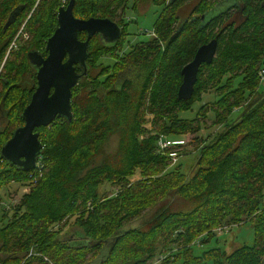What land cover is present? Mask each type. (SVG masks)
I'll return each mask as SVG.
<instances>
[{
	"label": "trees",
	"instance_id": "1",
	"mask_svg": "<svg viewBox=\"0 0 264 264\" xmlns=\"http://www.w3.org/2000/svg\"><path fill=\"white\" fill-rule=\"evenodd\" d=\"M188 1L152 0L161 10L150 37L133 44L121 17L129 0H76L77 17L110 18L123 33L116 42L92 38L87 74L73 88V117L35 129L44 148L27 171L2 157L1 148L24 124L37 83L28 52L47 53L58 9L68 0H0V191L29 186L9 210L2 206L0 262L49 264L48 257L54 264H91L88 253L106 248L99 264H152L157 257L160 264H264V0H232L215 16L209 13L224 0H198L182 18ZM18 33L19 47L5 60ZM214 38L215 58L201 65L193 96L179 99L182 68ZM210 91L216 97L196 117L180 116ZM235 108L242 113L229 123ZM210 109L226 128L199 146L191 174L181 163L170 167V150L161 152L158 140L199 133ZM114 135L117 148L107 151ZM171 191L192 208L165 206L145 229L124 228ZM249 219L253 245L195 253L198 243L215 239L218 226ZM68 225L72 233L61 237Z\"/></svg>",
	"mask_w": 264,
	"mask_h": 264
},
{
	"label": "water",
	"instance_id": "2",
	"mask_svg": "<svg viewBox=\"0 0 264 264\" xmlns=\"http://www.w3.org/2000/svg\"><path fill=\"white\" fill-rule=\"evenodd\" d=\"M75 3L76 0H70L59 7L58 25L46 42L47 55L38 50L28 52L30 62L37 68V83L29 104L22 112L24 124L14 130L1 148L2 157L27 171L36 167L38 155L44 148L40 133L35 129L48 126L58 116L68 120L73 117V88L87 74L91 38L98 34L109 42H116L123 33V27L110 18L77 17L74 14ZM20 10L16 8L10 14L5 28L15 21ZM80 32L87 33L86 39L79 38ZM217 51L216 38L197 49L193 59L182 68L179 99L188 100L193 96L201 65L212 63ZM77 65L81 72L77 71Z\"/></svg>",
	"mask_w": 264,
	"mask_h": 264
},
{
	"label": "rangeland",
	"instance_id": "3",
	"mask_svg": "<svg viewBox=\"0 0 264 264\" xmlns=\"http://www.w3.org/2000/svg\"><path fill=\"white\" fill-rule=\"evenodd\" d=\"M197 1L198 0H190L185 5L182 6L180 11L182 14L181 15L182 18L187 16V14L190 12L193 5L197 3ZM232 2H233L232 0H228L225 1L224 3H221L215 9L211 10L209 15L210 16L218 15V13L225 10L228 7V5L232 4ZM160 10L161 7L155 5L152 2V0H129L126 10L121 16L125 22H129L127 29L130 34L127 37V39H130L131 42H133L134 44L137 40H142L144 38L150 37L153 23L157 18ZM24 26L25 24L23 25V27ZM23 27L21 28V30L23 29ZM19 33L17 34L18 37H19ZM18 37H17V44H19ZM101 61H105V62L108 61V63L110 64H112L113 62L110 58H105V57L102 58ZM216 95L217 94L214 91L204 93L203 101H197L191 110L181 111L180 116L189 119L196 117V114L200 106L204 102L212 103ZM241 113H242L241 109L235 108L234 113L229 118V123H232L233 121H236V119H239ZM225 128L226 126L224 123L215 122V111L210 109L208 114L205 115L204 117V126L202 125L201 131L196 134L188 133L183 136V138L186 140V143L180 146V148L173 149V151L180 153L178 156L180 157L178 163L182 164L183 169L187 175L191 174L192 171L195 170L196 168V161L199 155V154L197 155V153L199 152L198 151L199 146L203 142L211 141L218 133L223 131ZM117 144H118V136L114 135L106 144L107 151H115V149L117 148ZM137 177L138 174L135 175L134 178ZM28 189L29 187L27 186H22L16 183H12L10 186H6L0 191V218L2 216L3 209L7 208V210H9L14 204H17V202H19V199L22 195V192H26ZM101 190L104 191L106 189L104 188ZM113 190L115 191V187L113 188ZM114 191L107 190L108 193ZM165 206H167V208L171 211H183V212L188 211L192 208L190 202L186 201L183 197L171 191L169 196L164 198L162 201L158 202L152 208H149L147 211L143 213L142 216L132 220L131 222L126 223L124 228L139 227L141 229H145L149 225L151 219L154 218ZM71 226L68 225L66 227L65 231L61 234V237H66V236L68 237L72 233L70 230ZM214 231L216 234L215 239L211 240L210 242L204 243L203 245L198 243L195 247V253L199 254L201 251L206 250L210 247H222L223 249L226 250L227 253H231L237 247L243 245H253L255 243V236H256L255 223L250 219L248 221L245 222L243 221L240 223L232 222L230 223V225L224 224L222 226H218L217 228H215ZM76 237L77 236L75 234L72 235L73 239ZM31 253L29 252V255ZM106 255H107V249L103 248L99 254L93 255L92 252H89L87 256L91 264H99L102 261V259H105ZM160 258L161 257L155 258L153 262H157L156 264H160ZM48 262L49 264H51L52 261L50 260Z\"/></svg>",
	"mask_w": 264,
	"mask_h": 264
},
{
	"label": "built area",
	"instance_id": "4",
	"mask_svg": "<svg viewBox=\"0 0 264 264\" xmlns=\"http://www.w3.org/2000/svg\"><path fill=\"white\" fill-rule=\"evenodd\" d=\"M63 2L66 3V0H63ZM17 37H18V35L11 42V44L8 48L6 57L9 55V53L12 49H15V47L17 45ZM259 74H260L262 81L264 82V68H262L259 71ZM185 143H186L185 139H171V138L161 137L158 140L157 145H158V148L161 152H163L165 150H170V159H169L170 160V162H169L170 167L176 165L179 162V158H180V157H178L180 153L173 151V149L180 148V146L184 145ZM27 187H29V186H27ZM26 192H22V193H26ZM14 203H16V202H14ZM45 260L49 261L48 257H45ZM0 264H3V263L0 262ZM51 264H53V263L51 262ZM152 264H156V262H153Z\"/></svg>",
	"mask_w": 264,
	"mask_h": 264
},
{
	"label": "flooded vegetation",
	"instance_id": "5",
	"mask_svg": "<svg viewBox=\"0 0 264 264\" xmlns=\"http://www.w3.org/2000/svg\"><path fill=\"white\" fill-rule=\"evenodd\" d=\"M69 1H70V0H68V2H67L66 4H68ZM198 2H199V1H197V3H198ZM224 2H225V0L223 1V3H224ZM66 4H63V5H66ZM63 5H62V6H63ZM5 25H6V23H5ZM22 30H23V29H22ZM22 30H21V31H22ZM80 33H81V32H80ZM80 33H79V34H80ZM86 35H87V33H86ZM96 35H97V34H96ZM86 37H87V36H86ZM93 37H95V35H94ZM93 37H92V38H93ZM79 38H80V36H79ZM92 38H91V40H90V43H91V41H92ZM80 39H81V38H80ZM18 47H19V44H17L16 47H15V49H13V50H14V51L17 50ZM13 50L10 51L9 55L5 58V60H6L8 57H11V56H12V51H13ZM38 51H39V50H38ZM45 55H47V53H46ZM36 74H37V68H36ZM36 78H37V77H36Z\"/></svg>",
	"mask_w": 264,
	"mask_h": 264
},
{
	"label": "bare ground",
	"instance_id": "6",
	"mask_svg": "<svg viewBox=\"0 0 264 264\" xmlns=\"http://www.w3.org/2000/svg\"><path fill=\"white\" fill-rule=\"evenodd\" d=\"M31 254H32V253H31ZM31 254H30V255H31Z\"/></svg>",
	"mask_w": 264,
	"mask_h": 264
}]
</instances>
